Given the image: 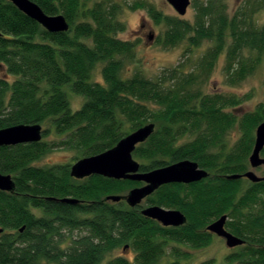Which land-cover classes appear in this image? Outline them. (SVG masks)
<instances>
[{"label":"trees","instance_id":"1","mask_svg":"<svg viewBox=\"0 0 264 264\" xmlns=\"http://www.w3.org/2000/svg\"><path fill=\"white\" fill-rule=\"evenodd\" d=\"M30 1L47 15L62 14L69 29L48 33L0 0V129L47 125L39 142L0 147V173L14 180L12 192L0 191V264H180L187 258L181 246H207L213 238L207 226L223 215L226 230L243 241L226 261L264 264V180L226 179L250 169L264 103L237 119L229 110L238 99L200 89L222 55L231 85L264 69V25L253 23L255 10L246 12V4L229 16L223 0H204L189 23L149 6L155 23L165 25L164 45L186 42L193 50L211 43L193 73L173 68L152 80L139 72L122 77L134 45L116 37L123 25L107 0L90 7L87 0ZM98 65L101 81L92 78ZM69 94L83 98L78 109L72 110ZM150 123L152 134L132 153L140 172L189 160L208 173L199 182L163 185L145 199L147 206L179 210L186 218L182 226L162 227L142 216L141 206L105 199L141 182L97 175L76 180L67 165L35 166L54 149L81 158L102 153ZM233 128L241 136L227 148L225 136ZM49 134L54 140L46 142ZM183 137L188 139L181 143ZM168 247L174 259L162 263ZM126 248L135 253L132 261L113 256Z\"/></svg>","mask_w":264,"mask_h":264},{"label":"rangeland","instance_id":"2","mask_svg":"<svg viewBox=\"0 0 264 264\" xmlns=\"http://www.w3.org/2000/svg\"><path fill=\"white\" fill-rule=\"evenodd\" d=\"M99 1L103 0H87V5L90 7L94 2ZM203 1L204 0H191L185 15L179 16L166 0H107L106 2H108V4L116 6L117 20L123 25V30L117 32L116 37L131 42L134 45L133 58L125 60L123 63L121 72L122 77H130L132 74L139 72L146 78L154 80L159 77L164 70L179 67L183 74L193 73L196 60L202 55L205 49L211 46V43L204 42L197 49L193 50L187 49L186 42L178 43L174 46L164 45L163 36L165 25L156 24L148 14L147 8L151 6L162 15L181 18L192 23L194 21L196 8L199 7ZM223 2L229 16L234 14L241 6H246L247 4L246 12L255 10L251 15L254 20L253 23L258 27L264 25V0H223ZM129 17H135L137 19L135 28L129 27ZM224 66L225 56L222 55L218 59L211 74L203 81V85H201L200 89L207 94H222L238 99L240 101L238 106L229 111L232 112L237 119H240L244 114L254 112L258 104L264 103V69L258 66L255 71L244 80L235 85H231L224 72ZM100 67L101 66L98 65L94 69L92 78L95 81H101ZM3 74V69L0 68V76ZM68 99L72 110L78 109L83 102V98L75 94H69ZM45 127L47 128V125H42V128ZM240 136L241 133L237 128L231 129L225 136V141L228 145L227 148H231L235 145ZM53 138L54 136L49 134L44 140L46 142H51L54 140ZM187 139L183 137L180 142L182 143ZM261 157L263 156L261 155ZM79 158H81V156H79L76 151L54 149L36 161L35 166L52 167L67 165L70 171L71 165ZM133 159L138 162L136 158ZM252 171L257 176H261L264 172V166ZM143 205L146 206L145 200L142 202V206ZM120 249L115 250L113 256L123 255L129 261L133 260L135 253L132 249L126 248L124 251ZM181 249L182 252L187 255V258H181L180 264H205L211 260L212 264H238L228 263L226 261V257H228L235 248L231 249L226 247L224 239L215 235H213L211 242L205 247L192 249L181 246ZM169 252L170 247H168L164 258H162V263L173 261L174 258Z\"/></svg>","mask_w":264,"mask_h":264},{"label":"water","instance_id":"3","mask_svg":"<svg viewBox=\"0 0 264 264\" xmlns=\"http://www.w3.org/2000/svg\"><path fill=\"white\" fill-rule=\"evenodd\" d=\"M10 2L19 12L40 25L48 33H64L69 25L62 14L47 15L42 9L30 0H4ZM179 16L185 15L191 0H166ZM154 130L153 124H146L120 139L112 148L89 157L77 160L70 167V177L82 180L93 175L113 180H130L141 182L142 185L130 189L125 195H109L107 201H124L130 208L141 206L142 216L158 222L162 227H179L185 224L186 218L179 210L164 209L159 206H143L142 202L157 189L167 184H191L199 182L208 176V173L198 167L193 161L183 160L168 166L148 172L139 171V163L132 157L135 148L144 143ZM42 128L39 124H19L0 129V147L16 146L39 142L42 138ZM264 148V120L254 131V144L248 156L249 170L243 174L226 176L227 180L245 178L251 183L264 180V176H257L252 170L264 166L261 152ZM14 180L10 174L0 173V191L12 192ZM63 203L76 204L78 201L63 198ZM227 216L223 215L210 223L206 230L222 239L228 248H236L243 241L226 230ZM23 227L20 229V232ZM0 229V233H1Z\"/></svg>","mask_w":264,"mask_h":264},{"label":"clouds","instance_id":"4","mask_svg":"<svg viewBox=\"0 0 264 264\" xmlns=\"http://www.w3.org/2000/svg\"><path fill=\"white\" fill-rule=\"evenodd\" d=\"M129 27L135 28L137 25V19L135 17L128 18Z\"/></svg>","mask_w":264,"mask_h":264}]
</instances>
